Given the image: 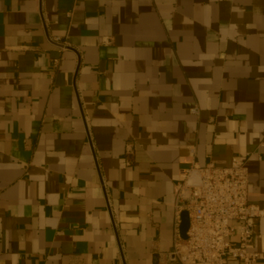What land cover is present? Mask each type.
I'll use <instances>...</instances> for the list:
<instances>
[{
    "label": "crops",
    "instance_id": "1",
    "mask_svg": "<svg viewBox=\"0 0 264 264\" xmlns=\"http://www.w3.org/2000/svg\"><path fill=\"white\" fill-rule=\"evenodd\" d=\"M246 154L264 208V0H0V264H176L181 174Z\"/></svg>",
    "mask_w": 264,
    "mask_h": 264
},
{
    "label": "built area",
    "instance_id": "2",
    "mask_svg": "<svg viewBox=\"0 0 264 264\" xmlns=\"http://www.w3.org/2000/svg\"><path fill=\"white\" fill-rule=\"evenodd\" d=\"M51 43L60 50L68 47L53 36ZM57 65V60L54 61ZM198 114L197 108L191 110ZM131 153V147H127ZM191 157L194 147L189 148ZM234 156L225 167L191 161L175 185L173 246L176 264H255L259 254L254 250L255 221L264 218V208L248 202L247 161ZM129 165V164H128ZM182 213L188 227L182 237Z\"/></svg>",
    "mask_w": 264,
    "mask_h": 264
},
{
    "label": "water",
    "instance_id": "3",
    "mask_svg": "<svg viewBox=\"0 0 264 264\" xmlns=\"http://www.w3.org/2000/svg\"><path fill=\"white\" fill-rule=\"evenodd\" d=\"M183 216H184V219H183L182 224H181V235H182V237H184V234H185L187 227H188L187 214L183 213Z\"/></svg>",
    "mask_w": 264,
    "mask_h": 264
}]
</instances>
